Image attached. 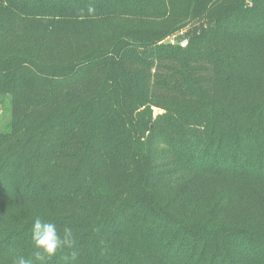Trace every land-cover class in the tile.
<instances>
[{
  "label": "trees",
  "instance_id": "16d2710c",
  "mask_svg": "<svg viewBox=\"0 0 264 264\" xmlns=\"http://www.w3.org/2000/svg\"><path fill=\"white\" fill-rule=\"evenodd\" d=\"M0 94V264H264V0H0Z\"/></svg>",
  "mask_w": 264,
  "mask_h": 264
},
{
  "label": "clouds",
  "instance_id": "9594fccd",
  "mask_svg": "<svg viewBox=\"0 0 264 264\" xmlns=\"http://www.w3.org/2000/svg\"><path fill=\"white\" fill-rule=\"evenodd\" d=\"M94 9H89V12ZM31 240L37 251L34 253L37 261L51 260L59 250L74 248L75 239L71 228H64L62 234L58 231L55 223L36 217L31 228ZM73 260L76 253L72 252ZM12 264H29V260L23 255L14 258Z\"/></svg>",
  "mask_w": 264,
  "mask_h": 264
},
{
  "label": "rangeland",
  "instance_id": "374dc122",
  "mask_svg": "<svg viewBox=\"0 0 264 264\" xmlns=\"http://www.w3.org/2000/svg\"><path fill=\"white\" fill-rule=\"evenodd\" d=\"M207 21L204 18H198L194 16L184 28L177 30L176 33L166 39V42L179 44L181 47H185L189 37L199 34L202 27H206ZM156 112H158L156 110ZM12 123V96L6 94H0V133H7L11 130ZM135 123V122H134ZM138 135L145 142L149 136V132L146 131L144 136L140 131Z\"/></svg>",
  "mask_w": 264,
  "mask_h": 264
}]
</instances>
